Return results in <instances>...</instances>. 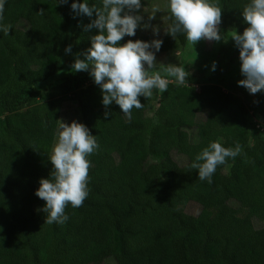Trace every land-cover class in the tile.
I'll use <instances>...</instances> for the list:
<instances>
[{
  "label": "trees",
  "instance_id": "16d2710c",
  "mask_svg": "<svg viewBox=\"0 0 264 264\" xmlns=\"http://www.w3.org/2000/svg\"><path fill=\"white\" fill-rule=\"evenodd\" d=\"M169 1L155 43L145 0H0V264H264V88L145 68L200 18L264 70V0Z\"/></svg>",
  "mask_w": 264,
  "mask_h": 264
},
{
  "label": "rangeland",
  "instance_id": "374dc122",
  "mask_svg": "<svg viewBox=\"0 0 264 264\" xmlns=\"http://www.w3.org/2000/svg\"><path fill=\"white\" fill-rule=\"evenodd\" d=\"M173 7L169 0H145L144 6L137 12L139 33L150 37L155 43H161L169 25ZM199 19L196 20L185 47L175 43L172 51L155 54L152 62L145 68L154 70L184 63V71L187 73L228 87L227 91L234 90L243 99H246L244 88L247 83H252L260 89L264 88V70L255 58L258 43L250 44L235 32L216 29L217 25L214 22ZM262 39H264V31L260 41ZM154 76V74L149 76L146 82L152 84L156 81ZM132 82L134 81H129V83ZM254 120L256 124L263 122L259 114L255 112ZM72 121H80V115L76 105L68 103L61 122L60 137L54 148L56 154L63 152L70 136L69 129ZM188 141L189 138L186 137L185 142ZM178 160L184 162L185 158L178 156ZM182 210L197 215L200 207L195 203H189Z\"/></svg>",
  "mask_w": 264,
  "mask_h": 264
},
{
  "label": "built area",
  "instance_id": "2783aa9c",
  "mask_svg": "<svg viewBox=\"0 0 264 264\" xmlns=\"http://www.w3.org/2000/svg\"><path fill=\"white\" fill-rule=\"evenodd\" d=\"M164 82H166V81H164ZM120 84H121V81H117L116 85H120Z\"/></svg>",
  "mask_w": 264,
  "mask_h": 264
},
{
  "label": "water",
  "instance_id": "95a60500",
  "mask_svg": "<svg viewBox=\"0 0 264 264\" xmlns=\"http://www.w3.org/2000/svg\"><path fill=\"white\" fill-rule=\"evenodd\" d=\"M145 88H148V86H145Z\"/></svg>",
  "mask_w": 264,
  "mask_h": 264
}]
</instances>
